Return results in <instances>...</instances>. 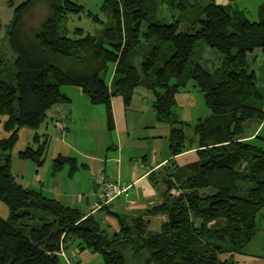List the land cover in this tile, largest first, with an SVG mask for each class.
<instances>
[{"label": "trees", "instance_id": "trees-1", "mask_svg": "<svg viewBox=\"0 0 264 264\" xmlns=\"http://www.w3.org/2000/svg\"><path fill=\"white\" fill-rule=\"evenodd\" d=\"M37 1L13 7V59L0 50V124L7 133L0 137V204L8 210L0 215V264H66L59 252L70 242L103 264H237L233 256L256 234V215L264 207V145L252 142L264 141V95L248 58L255 49L264 56V2L251 21L215 0H103L95 13L74 0H46L48 15L32 29L25 14ZM162 5L176 11L168 21L158 17ZM82 16L92 21L90 29L69 26ZM198 41L220 53L229 68L218 79L198 62L185 74ZM188 80L211 111L193 124L173 111ZM65 86L79 88L91 105H104L108 131L114 125L111 98L120 95L128 105L135 89L144 87L153 93L156 119L170 126L171 158L148 174L161 202L137 215L106 205L117 231L22 186L12 172L22 128L34 134L18 157L44 163L47 138L36 130L57 105L70 102ZM254 118L260 130L243 135V124ZM187 126L194 138L186 136ZM66 163L73 174L76 159L62 155L52 160V172ZM157 215L166 219L154 230L145 217Z\"/></svg>", "mask_w": 264, "mask_h": 264}, {"label": "crops", "instance_id": "crops-1", "mask_svg": "<svg viewBox=\"0 0 264 264\" xmlns=\"http://www.w3.org/2000/svg\"><path fill=\"white\" fill-rule=\"evenodd\" d=\"M216 2L223 4L226 0H216ZM65 87H68L64 92L70 97V102L61 106L57 105L50 113L52 119L40 125V127L43 126L42 132L38 131L40 128L36 130L39 135H45L41 140L47 138L44 163L37 166L33 161L20 159L17 155L20 150H17L12 153V159L15 156L16 161L11 162L12 172L18 183L32 188L28 179H25V174L29 173V178L36 186L33 189L37 188L36 190L46 197L77 207L85 215H94L99 220L100 226L108 232L117 231L118 221L116 217L108 213V210L119 214L137 215L147 207L161 202L160 189L152 185L148 174L165 165L171 158L168 139L170 126L156 119L152 109L153 93L144 87L135 89L128 105L124 103L120 95L111 98L114 120L112 131L102 130L104 127L102 120L105 117L104 105H91L79 88ZM184 88L175 96L182 104L185 99H188L187 95L184 96L186 93ZM180 97L182 99H179ZM60 110L64 112L62 127L56 124L54 118L55 113ZM145 112L150 113L149 119L137 117L133 122L132 118L136 114H145ZM97 127L102 130H100L99 138H90L88 133L83 135V128L92 131ZM23 133L28 142L34 131L24 129ZM0 137L5 136L0 135ZM93 145L98 147L97 150L101 149L102 156L99 152L90 153L92 151L89 148ZM58 155L76 159L78 167L73 174L70 175L69 171L64 172L67 163L59 171L52 172V160ZM109 163L117 164L114 166L116 168L114 171L118 173L117 180L122 184H129L130 188L107 203L108 210L104 205L92 211L94 203L99 200L96 197L98 194L94 179L97 174L109 167ZM83 171H85L84 174ZM130 200H135V204H130ZM145 218L150 220V227L157 230L166 216ZM62 250L64 254L62 258L64 260L66 258L69 261L68 264L72 262L85 264L97 257V254L89 249L79 250L75 242H70Z\"/></svg>", "mask_w": 264, "mask_h": 264}, {"label": "rangeland", "instance_id": "rangeland-1", "mask_svg": "<svg viewBox=\"0 0 264 264\" xmlns=\"http://www.w3.org/2000/svg\"><path fill=\"white\" fill-rule=\"evenodd\" d=\"M22 0H13V5H10L9 0H0V50L6 56H13V53L10 51V47L8 44V30L10 28L11 21L14 16L13 7L20 3ZM77 3L83 5V7L92 12H99V6L103 0H74ZM203 3H207L210 0H201ZM216 1V0H215ZM264 2V0H226L223 4L229 3L233 8L244 11L246 17L251 21H257L259 16V7ZM49 12V6L46 0H39L37 1L34 6L25 14V23L32 27V29L38 28L43 20L47 17ZM176 11H168L165 5L161 6L160 11H158V17L163 18L164 20H169L170 14L175 15ZM70 25L81 26L87 29H90L93 25L92 21L89 17L82 16L79 21L75 17H73L69 21ZM68 23V24H69ZM75 23V24H74ZM77 23V24H76ZM31 29V28H30ZM26 30H28L26 28ZM250 60L249 68L250 70L255 71L256 74V83L259 87L260 93L264 95V56L261 54L259 49H255L254 52L248 55ZM13 59V57H12ZM194 62L200 63L204 68L209 71H215L214 77L219 78L221 75L224 74L229 68L222 65V55L218 53L216 50L207 48L201 41H198L196 47L193 51L191 59L188 61L185 74L187 70L191 69ZM112 73V68L106 74V79L109 81ZM105 77V75H103ZM193 84V85H192ZM68 87H63L62 90L65 91ZM186 93L184 96L187 95L188 99L184 100V104L182 102H178L176 99V105L173 107L174 113L178 116V118L182 120H186L189 123L193 124L198 118L205 117L211 113L210 109L205 105L203 100V94L198 89L197 86L194 85V81H187V85L184 88ZM78 90V89H75ZM189 91V93L187 92ZM178 98V97H177ZM179 99H182L181 97ZM89 104V103H87ZM88 106V105H87ZM150 118V113L145 112V114H136L132 120L135 122L136 118ZM105 117L103 118L102 122L104 123V127L102 130L106 129L105 124ZM259 124H261L259 126ZM259 126V127H258ZM262 123L259 119H251L248 120L243 124V135H252L260 130ZM42 127L38 130L40 133L42 132ZM258 127V128H257ZM0 135L6 136L7 133L3 131V128L0 125ZM23 129V128H22ZM29 129V128H24ZM23 129V130H24ZM256 129V131H255ZM23 130L20 132V139L16 143L13 153L17 150L24 149L27 145H32V136L31 139L26 142L25 135ZM31 130V129H30ZM101 128L95 130H88L87 128H83V135L86 133L89 134L90 138H99ZM101 130V131H102ZM108 131V130H107ZM261 134H264V131H260ZM185 134L186 136L191 139L194 138V133L191 126L185 127ZM104 135V134H103ZM108 136V135H107ZM115 141V140H114ZM94 142V141H92ZM252 142L259 145H264V141L260 138L253 139ZM95 143V142H94ZM24 145V146H23ZM93 145L92 148H89L93 154L94 152H99L102 156L101 149H98ZM48 155V154H47ZM50 157V156H47ZM15 161V156L14 159ZM80 164V162H79ZM67 165V164H66ZM116 163H109V167L106 168L105 171L101 173L106 174L107 176L118 179L117 172L114 171L116 168ZM69 171V164L65 167L64 172ZM85 171H83L84 174ZM33 177V176H32ZM25 179L31 185L32 188L36 186L32 183L31 178H29V173L25 174ZM37 189V188H36ZM95 194V193H94ZM97 197V196H96ZM0 215L6 217L8 215V210L4 204H0ZM256 222L258 226V230L252 240L242 249L240 253L235 254L233 257L237 264H264V207L258 211L256 215ZM108 231V230H107ZM72 246V245H71ZM228 256V255H226ZM74 264V262H72ZM85 264H103L102 260L99 255L96 258L86 262Z\"/></svg>", "mask_w": 264, "mask_h": 264}, {"label": "built area", "instance_id": "built-area-1", "mask_svg": "<svg viewBox=\"0 0 264 264\" xmlns=\"http://www.w3.org/2000/svg\"><path fill=\"white\" fill-rule=\"evenodd\" d=\"M56 118V124L60 127L63 126L62 120L64 118V112L59 111L55 113ZM95 185H96V193L98 194V201L94 203L92 211H96L99 208H102L107 203L113 201L117 197H119L122 193L126 192L129 188V184H122L117 179H113L109 176H107L104 173H99L96 175L94 179ZM130 204H135V200H130ZM60 255L64 257L63 250L61 248ZM66 263L68 264L69 261L65 258Z\"/></svg>", "mask_w": 264, "mask_h": 264}]
</instances>
